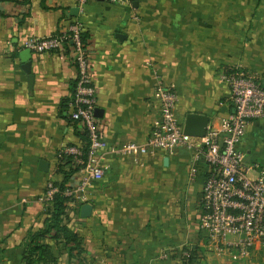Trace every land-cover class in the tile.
Segmentation results:
<instances>
[{"label":"crops","instance_id":"0c3cea01","mask_svg":"<svg viewBox=\"0 0 264 264\" xmlns=\"http://www.w3.org/2000/svg\"><path fill=\"white\" fill-rule=\"evenodd\" d=\"M127 1L88 0L83 12H73L74 0H0V264H23L29 237L46 218L47 183L61 184L74 168L75 159L61 151L84 146L68 107L77 81L73 52L32 54L30 89L22 42L76 21L88 37L102 137L109 147L139 149L107 152L105 176L86 191L87 202L69 203L63 224L83 254L70 259L64 244L57 253L48 241L58 264H230L208 254L200 231L204 157L195 161L184 148L150 154L145 144L160 120L159 80L176 90L182 126L196 113L215 129L233 110L224 71L241 66L264 87V0ZM239 150L248 165L264 169V119L248 124ZM80 178L74 173L67 186ZM85 204L92 206L88 218L81 215Z\"/></svg>","mask_w":264,"mask_h":264},{"label":"built area","instance_id":"2783aa9c","mask_svg":"<svg viewBox=\"0 0 264 264\" xmlns=\"http://www.w3.org/2000/svg\"><path fill=\"white\" fill-rule=\"evenodd\" d=\"M87 1L74 0L80 12ZM107 1L117 5L128 3L127 0ZM83 32V24L76 21L57 34L26 38L22 49L38 55L62 51L69 42L73 45L77 81L68 107L71 121L87 133L89 145L85 159L79 148L61 151L62 156H73L81 165L79 183L75 187L68 186L63 196L86 203V191L105 176L104 155L107 152L133 155L139 148L136 144L122 149L109 147L102 137L96 116L97 95L90 57L81 41ZM220 78L230 89L233 110L222 120L220 129L208 127L204 138L184 134L176 116L177 92L173 86L159 80L155 97L160 103V120L145 147L150 154L161 151L173 156L179 148H184L194 154L195 161L204 157L208 174L201 196L200 231L206 238L208 251L217 258L236 263L250 259L256 249H264V169L258 164L248 165L246 155L239 150L248 124L264 119V87L241 66L227 69ZM195 171L193 167L192 175ZM58 192L54 182L47 183L41 198L45 209L51 206Z\"/></svg>","mask_w":264,"mask_h":264},{"label":"trees","instance_id":"16d2710c","mask_svg":"<svg viewBox=\"0 0 264 264\" xmlns=\"http://www.w3.org/2000/svg\"><path fill=\"white\" fill-rule=\"evenodd\" d=\"M81 41L88 53V37L81 34ZM68 47L73 52V45L71 42L67 43ZM76 86V85H75ZM75 88L73 89L74 94ZM81 136L84 140L83 158H86L88 151V136L85 131H82ZM64 158V157H63ZM68 160L74 159L73 156H68ZM81 169V165L75 162L74 168L65 174V179L61 184L55 183L59 188V192L55 195L54 200L50 207L46 208V218L43 223V228L33 233L28 240L26 249L23 256V264H58V257L53 250V247L48 241L55 242L57 246V253H60L58 245L64 244L68 248L70 259L78 258L83 254V248L79 242L77 235L72 232L66 225L63 224V217L70 202L74 201L70 198L63 196V192L68 188L67 184L71 176ZM204 264L190 258L189 264Z\"/></svg>","mask_w":264,"mask_h":264},{"label":"water","instance_id":"95a60500","mask_svg":"<svg viewBox=\"0 0 264 264\" xmlns=\"http://www.w3.org/2000/svg\"><path fill=\"white\" fill-rule=\"evenodd\" d=\"M73 12H78V9L73 10ZM121 37V36H119ZM21 61L23 63L22 69L28 75V84L30 89L33 86L34 76L32 75V52L28 49H25L21 54ZM101 110L96 109V116L100 117ZM209 125V118L202 114L190 113L186 116L185 124L183 126L184 134L192 138H204L207 134V129ZM41 169L44 172H48L49 167L47 162L42 161L40 163ZM82 217L88 218L92 212V206L85 204L82 207Z\"/></svg>","mask_w":264,"mask_h":264},{"label":"rangeland","instance_id":"374dc122","mask_svg":"<svg viewBox=\"0 0 264 264\" xmlns=\"http://www.w3.org/2000/svg\"><path fill=\"white\" fill-rule=\"evenodd\" d=\"M208 254L212 255L213 257H215L214 254L211 251H208ZM228 262L230 264H264V249L254 252L252 258L248 259L246 261L236 262V263L235 262H230V261H228Z\"/></svg>","mask_w":264,"mask_h":264}]
</instances>
